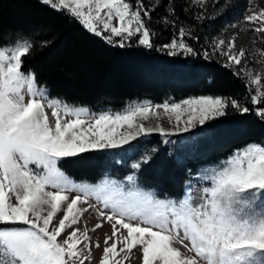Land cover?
Wrapping results in <instances>:
<instances>
[{
    "label": "snow or ice",
    "instance_id": "obj_1",
    "mask_svg": "<svg viewBox=\"0 0 264 264\" xmlns=\"http://www.w3.org/2000/svg\"><path fill=\"white\" fill-rule=\"evenodd\" d=\"M41 3L109 44L125 47L126 40L137 36L140 45L153 47L146 23L153 9L144 0ZM195 3L203 8L207 0ZM168 13L164 22L174 25L175 9L168 8ZM240 21L264 43V2L250 0ZM190 39L196 37L180 26L176 38L162 48L171 56H197L199 50ZM32 50V41L24 37L12 46L0 45V264H90L93 248L101 245L99 239L93 243L89 231L105 223L111 233L104 235L97 264H125L134 249L141 264H264L262 143H250L202 173L199 178L210 186L202 189L199 203L190 193L178 201L157 199L136 186L135 174L126 177L131 185L127 191L122 182L107 178L95 186L77 185L59 167L64 158L89 151L134 147L133 141L153 132L165 137L189 132L226 116L230 108L241 114L255 111L264 120V48L253 54H258L260 70L246 67L249 60L245 49L237 47L236 36L217 38L203 52L205 59L224 57V66L236 69L233 74L245 81L251 104L259 108L250 109L235 97L200 96L163 104L133 103L119 112L98 114L50 97L36 73L24 68L23 58ZM164 117L174 121L173 131L159 124L145 126V121ZM148 159L132 167L138 170ZM90 208H95L99 221L89 230L80 225Z\"/></svg>",
    "mask_w": 264,
    "mask_h": 264
},
{
    "label": "trees",
    "instance_id": "obj_2",
    "mask_svg": "<svg viewBox=\"0 0 264 264\" xmlns=\"http://www.w3.org/2000/svg\"><path fill=\"white\" fill-rule=\"evenodd\" d=\"M247 1L223 0L216 8L221 13L239 12ZM144 3L153 9L151 19L146 18L152 48L140 45L137 39L126 42L125 47L109 44L41 0H0V45L12 46L21 37L30 39L33 50L23 58L24 68L36 73L50 97L95 112L121 111L136 101L162 104L200 96L235 97L250 109L260 107L251 104L250 89L233 74L236 69L224 66V58L215 54L204 58V50L211 49L213 31L220 28L219 20L209 24L202 19L206 7L193 5V0ZM168 8L175 9L174 25L164 22ZM180 26L196 37L188 42L199 55L171 56L162 48L176 38ZM132 143L130 161L143 153L150 157L140 168V184L156 190L161 198L179 200L185 185L201 168L226 160L250 143L264 144V120L255 111L241 114L230 108L226 116L194 128L186 140L174 145L166 144L159 134ZM128 166L127 162L110 164L102 151L64 158L59 164L69 178L90 184L106 175L121 178L130 172Z\"/></svg>",
    "mask_w": 264,
    "mask_h": 264
},
{
    "label": "rangeland",
    "instance_id": "obj_3",
    "mask_svg": "<svg viewBox=\"0 0 264 264\" xmlns=\"http://www.w3.org/2000/svg\"><path fill=\"white\" fill-rule=\"evenodd\" d=\"M219 1H223V0H207V4L205 5L206 11L202 14L203 16L201 15L202 19L206 18L207 19L206 21H208L209 24L215 23L217 20H219L220 28H217L216 30L213 31L214 34L212 36V39L210 40V44H209L210 47L212 46L213 41L215 39H217V38L231 39L233 36H236L237 37V47L245 49L246 54H247V59L249 60V62L247 63L246 67L249 70H253V69L260 70L261 69V65L255 62V59H258V54H257V56L255 58H253V54L257 52L258 48H264V43H261V41L258 39L259 34L251 31V26L250 25H245L243 21H240V17L243 14L245 9H243L242 11H239V12H233L234 10L233 11L230 10L231 12L227 11L225 13H221V11L216 8V3L219 2ZM249 2H250V0H248L246 3L248 4ZM259 2H264V0H259ZM247 4H246V6H247ZM193 5L198 6L199 8H201L200 5L195 3V0H193ZM207 6H208V8H207ZM205 7H203V8H205ZM112 23L113 24H118V21L113 20ZM233 24H236L237 26L236 27H231L230 25H233ZM120 39H121L120 37H116L115 38V40H120ZM131 39H137L138 40V37L137 36H133L129 40H126L125 43L130 41ZM254 40H256L255 44H253ZM222 58H224V57H222ZM242 63H244V61H242ZM236 67H238V66H236ZM233 69H235V68H233ZM146 101H149V100L131 102L126 107H128L129 105H132L133 103H142V102H146ZM150 102L152 104H159V103H154L152 101H150ZM47 111L50 113L51 109H47ZM104 111L119 112V111H114V110L109 109V108L108 109H104V110H100V111H97V112H95V111H91V112L98 114V113L104 112ZM51 119L52 118L50 117V120ZM144 123H145L146 127H152V126H155L156 124H159L161 127H164L165 129H167L169 131H173L174 130V127H173L174 121L173 122H169L167 117H164V118H162L160 120H156V119L152 118V119H150L148 121H145ZM198 126L199 125H197L196 127H198ZM196 127H194V128H196ZM194 128H192L191 130H193ZM189 132L181 131V132L176 133L175 135H170V136H167V137L162 136L159 132H153L152 134H159L166 144L174 145V143H178V142L186 140L187 139V134ZM152 134H150V135H152ZM150 135H148L146 137L145 136H141L138 139H147ZM172 137H176V138L174 139ZM93 151H102L104 153V155L106 156L107 161L110 164H112V165H122L123 163L127 162V164L129 165L128 169H130V172L127 175H125V176H123L121 178H114V177H110V176L106 175L105 177H103L96 184H90L88 182H76L75 180L70 178L77 185L86 184V185H90V186H95V185L100 184L101 182L104 181L105 178H107L109 180H114V181H116L118 183L122 182L123 185H124L125 190L127 191L131 187V185H130V183L128 181H126V177L129 176V175L135 174V177H136L135 183H136V186L140 190H142L144 192H151V193L155 194L157 199L166 200L164 198L159 197L158 196V192L156 190L143 187L140 184V182H139L138 174H139L140 169L137 170V169H134L132 167V165L134 163L141 162L143 157L148 156L147 153H143L137 159L130 161L129 158L131 157L132 149L129 146H127V145L124 148H117V149L105 148V149L93 150ZM89 152H91V151H89ZM143 164L144 163H141V166ZM218 164H215V165L211 164V165H208V166H205V167L201 168L199 170L198 174L194 177V180L188 182L185 185V194L179 200L184 199L186 197V195H188L190 193L191 197L194 198V202L199 203L200 202V197L202 196V189L204 187L210 186V182L209 181L201 180L199 177L201 176L202 173L206 172L207 169H209L211 167H214V166H216ZM167 200H175V199H167ZM89 202L91 204H93V205H96V201L94 199H91ZM97 207L102 208V205H97ZM88 212H89L90 215L88 214ZM84 215L81 217V225L80 226L82 228H84L86 226L87 229L90 230V229H92L93 225L99 221L98 213L95 210V208H90V209H88V211H86L84 213ZM90 216H91V221H88ZM93 218L96 220L95 222H94ZM89 222H91L92 224L89 223ZM53 223H55V220L53 221ZM105 233H108V234L111 233V229L107 225V223L104 224L103 228L97 229L95 232L89 231V235L92 237L93 243H95V241L97 239H99V242H100V245H101L100 249L93 248L92 255L89 257L90 264H97V262L101 258V250L104 247V235H105ZM62 238H63V234L58 239H62ZM175 246L180 248V250L185 255H191V253L187 252V250L184 249L179 243H177ZM138 248H139V246H138ZM138 257H139V252H138L137 249H134L133 253L131 255V258L128 261H125V264H141V262L138 259ZM86 264H89V262H86Z\"/></svg>",
    "mask_w": 264,
    "mask_h": 264
},
{
    "label": "bare ground",
    "instance_id": "obj_4",
    "mask_svg": "<svg viewBox=\"0 0 264 264\" xmlns=\"http://www.w3.org/2000/svg\"><path fill=\"white\" fill-rule=\"evenodd\" d=\"M88 214H89V212H88ZM83 215H84V214H83ZM89 215H90V214H89ZM84 216H85V215H84ZM86 220H87V219H86ZM86 220H85V221H86ZM93 220H94V222L96 221L94 218H93ZM88 221H91V216H90V218L88 219ZM86 222H87V221H86ZM89 223H91V222H89ZM89 223H88V224H89ZM91 224H92V223H91ZM95 224H96V223H95ZM89 225H90V224H89ZM91 226H92V225H91ZM91 226H90V227H91Z\"/></svg>",
    "mask_w": 264,
    "mask_h": 264
}]
</instances>
